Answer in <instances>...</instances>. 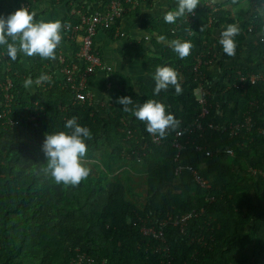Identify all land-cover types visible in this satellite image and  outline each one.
I'll return each mask as SVG.
<instances>
[{"label":"trees","instance_id":"1","mask_svg":"<svg viewBox=\"0 0 264 264\" xmlns=\"http://www.w3.org/2000/svg\"><path fill=\"white\" fill-rule=\"evenodd\" d=\"M203 2L200 0L193 11L191 23L187 13L174 24L165 23L164 16L146 23L151 41L157 43L149 67L173 68L179 74L181 94L170 86L159 94L163 102L144 85L139 94L125 87L116 91L119 80L114 75L109 78L111 91L117 95L115 102L121 95L131 97L128 116L121 114L124 106L118 103L119 110L110 108L104 118L93 104L73 103L69 86L54 75L44 88L36 87L35 93H30L23 87L25 79L35 81L47 74L49 60L18 54L12 61L0 46V81L7 76L13 83L9 91L13 102L6 109L3 103L0 107V113L8 111L0 117V264H72L78 257L93 259L92 264L264 261V215L256 216L259 208L255 205L264 197V82L248 83L246 90H228L227 84L234 79L230 72L226 85L211 90L217 103L211 97L210 115L202 120L206 130L196 143L203 151H194L191 143L184 141L189 137L185 130L199 113L197 83L191 73L194 56L215 53L211 42L214 30L228 24L239 27L235 56L243 48L244 36L251 37L246 61L260 66L241 71L264 75V0H214V12ZM161 36L165 40L156 42ZM174 40L191 42L187 58L180 59L169 46ZM218 45L221 60L234 57H228ZM206 73L207 86H211L213 80ZM148 100L163 103L166 113L179 121L178 129L169 130L164 139L150 135L146 124L132 114ZM214 106L220 108L222 118L227 114L224 132L207 127L219 126L213 120L217 116ZM247 116L250 130L238 129L230 137V127L242 125ZM73 117L91 132L83 158L91 172L75 187L53 181L42 151L46 136L68 132L65 123ZM8 119L17 125H8ZM177 131L182 132L178 140L184 148L176 160L172 143ZM244 146L249 148V156L243 154ZM225 149H231L233 155L224 153ZM178 166H190L209 182L211 190L201 188L191 170H177ZM207 195L214 201L205 200ZM191 212L196 215L174 224ZM144 228L162 232V237L144 234ZM247 246L254 248L252 260L236 262L235 255Z\"/></svg>","mask_w":264,"mask_h":264},{"label":"crops","instance_id":"2","mask_svg":"<svg viewBox=\"0 0 264 264\" xmlns=\"http://www.w3.org/2000/svg\"><path fill=\"white\" fill-rule=\"evenodd\" d=\"M215 5V2H213ZM108 5V0H0V16L7 18L8 15L15 11L26 8L30 12L35 13V22H50V21H61L64 25H74L79 19L78 16L72 15L71 13L78 11L81 14H92L95 12L103 13ZM175 5L177 0H150L146 3H140L135 8L130 9L124 17L118 20L117 23L112 25L109 30L99 29L93 40L94 49L97 51L103 67L110 69V72L105 71L104 68L97 70L95 75L89 80L88 92L90 105H95V108L99 109L101 116L106 117L110 114V108L113 111L119 108L115 102L111 91V85L109 78L114 75L119 80L116 91H122L125 87L127 90H133V93L139 94L141 86H146V89L151 90L155 87V81L153 79L157 67L152 69L149 67V63L152 62L155 57L154 50L157 43L151 41V37L147 32V22H151L154 19H159L164 16L167 11H170ZM224 29L214 30L211 36V42L214 47L213 65L209 67V72L213 84L210 86L211 90L217 85L221 87L226 85L230 80L231 74L233 75L237 71L251 69H257L260 64L257 62L254 65L247 64L248 49L246 44L252 42L251 37L244 38L242 43V50L239 55L225 61L222 59V52L220 53L218 41L220 39V33ZM62 41L56 49V60H49L47 63V75L52 80V75L56 77V80L64 81L63 76L60 73L62 65L59 63V57L62 56L68 63H73L78 67H82V62L77 58L76 49L79 48V40H73L67 30L62 29L61 31ZM244 35V34H243ZM147 37V39H146ZM157 39L156 42H160ZM155 48V49H154ZM78 51V49H77ZM68 57L69 61L66 59ZM222 63L220 66L218 63ZM242 72V71H241ZM246 73H248L246 71ZM208 74V75H209ZM108 77V82L106 78ZM229 78V79H228ZM44 82L43 84H45ZM64 83V82H63ZM228 85V84H227ZM36 87L41 88L38 85H33L31 89H27L30 93H35ZM123 97L127 96L121 95ZM120 96V97H121ZM158 100L165 101L164 98L157 95ZM213 100L217 103V100L212 95ZM130 111L131 107L128 106ZM124 109V108H123ZM119 110V109H118ZM215 110V106H214ZM128 112L124 110L121 114L128 116ZM213 120L219 126L226 125L225 118L227 114L223 115L219 107L216 108ZM20 140V139H19ZM243 154L248 155L249 148L244 146ZM250 155V154H249ZM248 155V156H249ZM252 160V159H251ZM248 162H250L248 160ZM264 195V194H261ZM262 198V197H261ZM259 210L256 216L264 215V197L261 201H256L255 204ZM254 254V248L247 246L246 249L235 255V261L241 262L244 260H252ZM259 264H264V261H260Z\"/></svg>","mask_w":264,"mask_h":264},{"label":"clouds","instance_id":"3","mask_svg":"<svg viewBox=\"0 0 264 264\" xmlns=\"http://www.w3.org/2000/svg\"><path fill=\"white\" fill-rule=\"evenodd\" d=\"M199 4L200 0H177L176 10L164 14L165 23L174 24L179 17L193 13ZM34 17L35 13L26 8L15 11L7 18L0 16V46L6 48L7 57L12 61L17 60L18 54L27 57L39 56L43 60H56V49L62 41L61 31L68 26L59 20L35 22ZM239 31L236 24H228L220 33L218 43L228 57L235 56V37L239 35ZM160 40L164 41L165 37L161 36ZM169 46L180 59L187 58L192 49L189 41L174 40ZM153 79L154 95L169 90L170 86L175 89L177 95L182 93L179 74L171 67L158 66ZM44 82H50L47 74L40 75L35 81L32 78L25 79L23 87L31 89L34 83L40 85ZM116 103L123 105V110L128 112L130 111L128 105L133 102L131 97L125 96L118 98ZM132 114L146 124V131L154 138L164 139L169 130L176 131L179 127V121L174 115L166 113L165 105L155 100H148L143 105L136 106ZM65 128L69 131L48 134L42 145V151L47 159V170L53 181L58 185L75 187L86 180L91 172L86 166L89 162L83 159L87 155L85 141L91 139V132L87 127L78 124L75 117L65 123ZM179 167L188 169L190 166H178L177 169Z\"/></svg>","mask_w":264,"mask_h":264},{"label":"built area","instance_id":"4","mask_svg":"<svg viewBox=\"0 0 264 264\" xmlns=\"http://www.w3.org/2000/svg\"><path fill=\"white\" fill-rule=\"evenodd\" d=\"M145 3L147 0H110L106 10L103 13L95 12L92 14H81L78 11L71 13L72 15L78 16L79 21L74 25H67L65 28L70 34V38L73 40H79V48L77 51V58L82 62V67H78L73 63H68L62 56L59 57V63H61L62 67L60 69V73L64 78V83L69 86V89L73 93V103L84 104L90 100L89 92H88V83L89 80L95 75L97 70L104 68L105 71L110 72V69L107 67H103L102 61L94 49V37L96 32L99 29L109 30L112 25H114L119 19L124 17V15L132 8H135L140 3ZM214 0H204V6L212 12L216 10L214 5ZM195 16V12L191 13L187 16V22L191 23L192 18ZM191 34V32H190ZM147 39V37H146ZM209 57L208 53H200L194 56V64L191 69V73L194 75V81L197 83V104L199 107V113L196 115L192 124H190L185 130L189 137H187L184 141L186 144L188 142L191 143L194 151L202 152L203 147L196 144L197 140H200L201 134L204 132L202 126V120L208 116L210 109L212 108V92L211 87L207 86V71L206 69L213 65V55ZM262 81L264 82V75L262 74H254L251 72L242 73L241 71H237L234 75L233 81L229 82L227 85L228 90H237L244 89L246 90V86L248 83L250 85L255 84L256 82ZM41 88H44L45 85L42 83L40 85ZM13 89L12 80L9 77H5L4 81H0V91L2 93V98L0 100V107L8 108L10 104L13 102V97L9 94V91ZM2 101V102H1ZM8 111L4 113H0V117L6 116ZM8 125H17V123H12V120H7ZM209 128H212L211 124H208ZM247 128L250 129L249 122H246V125H241L239 128ZM179 133V134H178ZM193 136V137H192ZM196 136V137H195ZM179 138H182V132H175V139L173 140L172 147L176 151V160L179 157L180 151L184 148V146L179 142ZM208 155V152L206 153ZM182 169L179 167L180 170ZM188 170H191L194 175H196L195 179L199 186L206 191L211 190V186L206 179H202L197 176L196 172L192 170L190 167ZM255 173V172H254ZM205 200L209 202L214 201V197L212 195H207ZM194 212L187 213L180 217L179 220H175V225L179 223H183L185 220L195 216ZM144 234H152L155 238L162 237V232L156 234L153 230L143 229ZM162 240V238H161ZM198 241H202V238H199ZM93 259L78 257L72 261V264H92ZM105 264V262L103 263ZM169 264V262H166Z\"/></svg>","mask_w":264,"mask_h":264},{"label":"bare ground","instance_id":"5","mask_svg":"<svg viewBox=\"0 0 264 264\" xmlns=\"http://www.w3.org/2000/svg\"><path fill=\"white\" fill-rule=\"evenodd\" d=\"M196 99H197V97H196ZM208 115H210V112H209V114ZM207 117V116H206ZM205 117V118H206ZM204 118V119H205ZM249 122V125H250V128L252 127V124H251V119H250V117L249 116H247L246 118H245V123H243L242 125H246V122ZM212 125V124H211ZM241 126V125H240ZM207 127H208V125H207ZM238 127H239V125H235V126H231L230 127V132H229V136L230 137H233L234 135H235V133H236V131L238 130ZM209 128V127H208ZM244 129H246V130H250V129H247V128H245V127H243ZM203 129L204 130H206V128H204L203 127ZM209 129H211L212 131H217V132H224L225 131V129H226V127H224V126H222V127H219V126H214V125H212V128H209ZM241 129V127L239 128V130ZM207 153V152H206ZM224 153H226V154H228V155H233V153H232V151H231V149H225L224 150ZM207 155V154H206ZM208 155H210L209 154V152H208ZM254 172L255 173H257L258 171H256V170H254ZM259 173H261V172H259Z\"/></svg>","mask_w":264,"mask_h":264},{"label":"rangeland","instance_id":"6","mask_svg":"<svg viewBox=\"0 0 264 264\" xmlns=\"http://www.w3.org/2000/svg\"><path fill=\"white\" fill-rule=\"evenodd\" d=\"M244 38H245V36H244ZM197 93V92H196ZM196 93H195V96L197 97V95H196ZM17 135V134H16ZM17 139H20V141L22 142V140H24L22 137H20V136H17ZM28 141H30L29 139H28Z\"/></svg>","mask_w":264,"mask_h":264}]
</instances>
